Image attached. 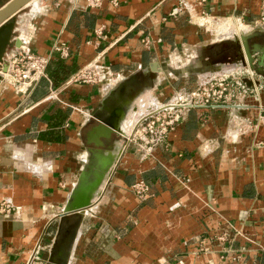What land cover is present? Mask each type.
Wrapping results in <instances>:
<instances>
[{
	"label": "crops",
	"instance_id": "0c3cea01",
	"mask_svg": "<svg viewBox=\"0 0 264 264\" xmlns=\"http://www.w3.org/2000/svg\"><path fill=\"white\" fill-rule=\"evenodd\" d=\"M36 1L14 40L49 58L46 78L27 92L0 85V264H26L37 245L48 263L264 264V126L245 122L260 121L264 94L186 111L151 155L115 136L122 154L92 207L61 216L95 147L93 115L115 114L130 134L149 110L224 73L206 63L210 43L226 40L220 28L211 41L214 26L257 20L264 0ZM95 61L122 77L111 94L70 83ZM190 64L208 71L189 75ZM139 181L146 199L131 190Z\"/></svg>",
	"mask_w": 264,
	"mask_h": 264
},
{
	"label": "built area",
	"instance_id": "2783aa9c",
	"mask_svg": "<svg viewBox=\"0 0 264 264\" xmlns=\"http://www.w3.org/2000/svg\"><path fill=\"white\" fill-rule=\"evenodd\" d=\"M201 2H205V0H201ZM100 3L101 0H91L94 7H98ZM260 18L264 22V8ZM148 43L146 41V44ZM55 50L60 53L62 58H69L67 47L57 46ZM8 63L9 70L3 75V82L13 86L18 92H27L46 78L49 58L33 53L24 44L8 57ZM263 78L250 67L204 78L195 89L182 90L165 104L155 107L141 116L129 134L127 142L129 145L138 146L146 155H151L157 147L167 142L186 111L200 107L216 108L245 97L260 98V95L264 93ZM120 81H122L120 75L112 73L95 61L73 76L70 83L97 85L109 92ZM107 86L108 88L105 89ZM261 107L264 108V105ZM245 122L249 131L253 132L259 126H264V115L256 124L251 120H245ZM131 190L138 198L146 199L149 188L144 181H139L132 186ZM1 208L7 213L14 210L8 201H4ZM15 211L18 213V209ZM217 240L224 243L227 239L223 234L218 236ZM26 264H49L42 256L40 245H37L32 251Z\"/></svg>",
	"mask_w": 264,
	"mask_h": 264
},
{
	"label": "water",
	"instance_id": "95a60500",
	"mask_svg": "<svg viewBox=\"0 0 264 264\" xmlns=\"http://www.w3.org/2000/svg\"><path fill=\"white\" fill-rule=\"evenodd\" d=\"M32 1L34 0H12L0 9V85L3 82V75L9 70L8 51L13 48L14 45L19 48L22 45L20 40H14L18 36L16 29L20 13L27 9ZM259 36H264V34L254 33L241 38V40L236 39L233 42H222L219 46L220 52H218V55L230 49L237 50V62L235 64L221 63L212 66L213 68L209 69V71L224 72L225 70H223V68L230 66H233V69L250 67L256 70L258 74L264 75V45L255 44L250 47L249 44V40ZM210 48L214 49L215 45L213 44ZM207 65L211 67L209 63H207ZM157 70L158 64H153V74ZM206 71L208 70H204L200 64H198V66H192L190 64L185 70L189 75ZM228 71L230 72L231 70L229 69ZM118 86L112 88L108 94H111ZM136 98H130L128 102L134 104ZM125 103L126 101L117 109H120ZM103 114V112H99L93 115L99 124L90 130L87 139L89 144H94L95 147L88 150V156L84 163L82 173L71 192L69 200L61 215L62 217L80 214L92 207L94 201L100 195L103 185L112 175L122 154L118 155V153H114L116 149V146H114V137L117 136L124 141V144H127L129 134H126L120 127L119 117L115 114L106 117ZM105 151H108V153H105ZM49 264H62V262L56 261L53 256L50 258Z\"/></svg>",
	"mask_w": 264,
	"mask_h": 264
},
{
	"label": "rangeland",
	"instance_id": "374dc122",
	"mask_svg": "<svg viewBox=\"0 0 264 264\" xmlns=\"http://www.w3.org/2000/svg\"><path fill=\"white\" fill-rule=\"evenodd\" d=\"M29 11H30V8H27L20 13V16H22V18L19 19L20 24L23 23L22 22L23 16H25V14H27ZM260 17H261V15L259 16V18H257V20H254L252 22L251 21H249V22L239 21L238 19H235V18H232V19L227 18V19L220 20V22H224V21L225 22L222 23L219 27H218L219 22H217V24L214 26L213 33L210 36V39L212 41L213 36L214 35L217 36V32L220 30V27H221L223 38L226 39L225 41H222V42H227V41L233 42L236 40L235 37L236 38L239 37V39H241L242 37L239 36V35H241L240 31L243 32L244 27H245V29H248V27H249L253 30V31H251L250 34H248V36L251 34H254V33H261V34L263 33L264 34V22L261 21ZM216 29H217V31H216ZM230 36H231V38H230ZM232 36H233V38H232ZM222 42H211L210 43L212 45L214 44L215 48L211 51V53L209 55L208 54L205 55V57H208L209 61L207 63H209L211 66H216V65L221 64V63L222 64L223 63L235 64L237 62V57H236L237 50L230 49L229 51H226L223 54L218 55V52H220L219 46ZM249 44H250V47H252L255 44L264 45V36L252 38L251 40H249ZM190 59H191L190 55H187L184 58L181 56V58H180L181 62L180 61H179V63L175 62L176 64L174 67L182 66V63H185V62L190 63L191 62ZM176 65H178V66H176ZM229 69L231 71H234V70H238V69H242V68L233 69V66L226 67V68H223V70H225L224 73L229 72L228 71ZM261 76L264 77V75H261ZM262 81H264V78L262 79Z\"/></svg>",
	"mask_w": 264,
	"mask_h": 264
},
{
	"label": "bare ground",
	"instance_id": "6f19581e",
	"mask_svg": "<svg viewBox=\"0 0 264 264\" xmlns=\"http://www.w3.org/2000/svg\"><path fill=\"white\" fill-rule=\"evenodd\" d=\"M34 1H36V0H34ZM34 1H32L29 5H28V7L30 8V11H34V10H36L37 8H38V2L36 1V2H34ZM221 28V27H220ZM238 30V29H237ZM251 31H253L251 28H249L248 27V29H245V27H244V30H243V32L242 31H240L241 32V35H239L240 37H245V36H248V34H250L251 33ZM219 35V34H218ZM217 35V36H218ZM223 36V35H222ZM230 38H231V36H230ZM229 38V39H230ZM232 38H233V36H232ZM235 39H239V37L238 38H236L235 37ZM239 40H241V39H239Z\"/></svg>",
	"mask_w": 264,
	"mask_h": 264
}]
</instances>
